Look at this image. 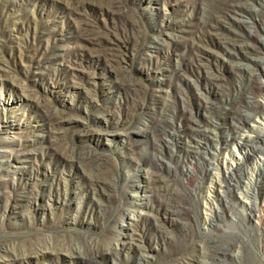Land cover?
Instances as JSON below:
<instances>
[{"label": "rangeland", "instance_id": "obj_1", "mask_svg": "<svg viewBox=\"0 0 264 264\" xmlns=\"http://www.w3.org/2000/svg\"><path fill=\"white\" fill-rule=\"evenodd\" d=\"M256 118L264 0H0V264H264Z\"/></svg>", "mask_w": 264, "mask_h": 264}, {"label": "bare ground", "instance_id": "obj_2", "mask_svg": "<svg viewBox=\"0 0 264 264\" xmlns=\"http://www.w3.org/2000/svg\"><path fill=\"white\" fill-rule=\"evenodd\" d=\"M261 77V76H260ZM257 80V79H256ZM259 80V79H258ZM257 82V81H256ZM256 123V124H255ZM251 129H252V131H256V130H258V131H260V133H261V135H262V137H264V120H260V119H255L254 120V124L252 125V127H251ZM245 134V133H244ZM254 135V134H253ZM252 135V136H253ZM246 136V135H245ZM248 136V135H247ZM256 136V135H255ZM239 137V136H238ZM251 137V136H250ZM241 139V138H240ZM242 144V142H238L237 143V146H239V145H241ZM236 145V144H235ZM245 158H246V153L244 154V153H241L240 151L239 152H237V155H234V159H232L233 161L231 162V165L232 166H236V167H238V165H240L241 163H243L244 161H245ZM261 159V158H260ZM256 161V160H255ZM257 162H258V160H257ZM210 163V162H209ZM227 166V165H226ZM222 193V192H221ZM228 203V202H227ZM256 210H257V212H259L258 211V209H257V205H256ZM253 214V213H252ZM259 214V213H258ZM255 215V214H254ZM133 219H134V216H130V220L131 221H133ZM125 224V223H124ZM124 224H121V226H124Z\"/></svg>", "mask_w": 264, "mask_h": 264}]
</instances>
